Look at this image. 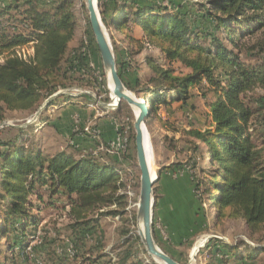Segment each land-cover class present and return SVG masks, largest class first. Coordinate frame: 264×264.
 <instances>
[{
  "label": "trees",
  "instance_id": "obj_1",
  "mask_svg": "<svg viewBox=\"0 0 264 264\" xmlns=\"http://www.w3.org/2000/svg\"><path fill=\"white\" fill-rule=\"evenodd\" d=\"M143 1L99 0L104 24L126 35L131 44H138V51L155 46L166 60L178 61L190 72L179 75L154 56H145L152 74L144 86L139 76L125 78L133 69L130 61L134 57L126 52L127 58L117 59L119 74L129 89L144 93L149 116L155 115L161 123L165 122L158 115L160 106L186 102L191 87H210L214 93L209 102L213 126L191 132L204 144L210 159V168L203 169L209 176L197 180L195 190L203 187L209 205L215 208L216 220L243 218L252 232L263 231L264 138L256 139L257 128L255 132L250 129L257 120H264V95H254L257 89L264 90V59L259 56L264 52V0H208L199 4L210 29L192 21L191 12H184L182 4L171 11ZM72 5L73 0H0V122L5 120V111H34L59 88L67 87L68 80L82 81L84 74L93 70L88 44L82 43L67 56L77 30ZM88 24L92 44L98 48L89 20ZM135 27L142 29L141 39L130 34ZM30 44L34 47L32 56L24 58L17 53ZM67 98L73 101L72 96ZM125 105L122 101L120 107ZM17 131L13 137L2 138L0 130V264H39L43 246L30 243L39 230L41 218L36 210L43 202V188L67 197L73 219L70 237L78 254L86 239L98 233L99 219L90 214L111 205H125L122 189L127 184L119 164L132 159L133 124H129L127 151L112 155L106 162L76 144H71L72 151L54 154L38 146L25 147L20 143L25 131ZM118 213L110 210L102 215ZM154 236L162 246L156 230ZM219 242L214 245L222 257L227 252L245 260L259 253L257 248L248 247L244 254L238 246ZM97 243L96 248L102 250L103 236ZM130 256L127 249L123 262ZM102 257L99 254L90 263H102ZM207 264L225 262L215 258Z\"/></svg>",
  "mask_w": 264,
  "mask_h": 264
},
{
  "label": "rangeland",
  "instance_id": "obj_2",
  "mask_svg": "<svg viewBox=\"0 0 264 264\" xmlns=\"http://www.w3.org/2000/svg\"><path fill=\"white\" fill-rule=\"evenodd\" d=\"M207 2L208 0L143 1L146 4L166 6L171 11L178 10L179 5L182 4L181 6L185 7L184 12H191L189 18L192 21L197 20L198 23L210 29L207 19L202 18L203 11L198 9L199 4H207ZM72 6L76 15L77 30L74 39L70 42L67 56L82 43L88 44L85 50L89 53L93 70L84 74L82 81H78L77 78L68 80L67 87L59 88L34 111H5V120L0 122V130L3 131L1 137H13L17 134L18 128H23L25 132L20 143L25 147L38 146L41 151L54 154L62 150L72 151L71 144H76L77 147H83L86 153L102 157V160L106 162L112 159V154L103 149V145L113 139L104 136V128L96 121L97 110L102 115L113 113L111 117L114 116L119 123H125L127 126L134 125L135 112L127 103L126 107H120L122 101L118 105L116 103L113 105L112 93L108 88L107 74L104 71L99 50L92 44L89 35V13L86 0H73ZM106 30L116 60L127 58L126 52H129L130 58L134 56L130 61L133 69L125 74V78L134 79L139 76L142 85L148 86V79L152 73L147 67L145 56H154L159 63L174 68L179 75L190 72L180 62L166 60L159 48L149 45L140 52L138 44H131L126 35L107 26ZM130 34L137 39L143 37L140 27H135L132 32L130 30ZM252 42H256V39ZM33 52L32 44L17 50V53L24 58L32 56ZM131 52H133L132 55ZM259 56L264 59V52ZM243 58L246 61L249 60L245 54ZM2 61L1 57L0 62ZM130 91L137 97L145 98L144 93H137L131 89ZM56 93L59 95L54 96ZM259 94L264 95V90L257 89L254 95ZM67 96H72L75 100L84 96V99H80L79 102L88 107H94L93 113L90 111L84 120L78 113L73 114L75 122L70 128L71 131L63 129L61 124L57 127L48 123V120L55 119L51 117L52 115L55 116L59 109L72 101ZM213 99L214 93L208 85L191 87V95L186 102L173 101L169 106L159 107L158 115L165 123H161L155 115L147 117L146 125L153 147L155 171L159 177L155 183L154 231L156 230L162 246L159 242L157 243L182 264H207L211 261L215 262V258L225 264H264V230L252 232L243 218L216 220L215 208L209 205L203 187L195 190L197 180L201 181L209 176L204 173L203 169L210 168L208 167L210 159L206 157L204 144L197 141L191 132L193 130L203 131L213 126L209 107V102ZM53 100L55 101L51 104ZM45 119L48 120L44 121ZM255 130L256 139L264 138L263 119L257 120L255 127L250 129L251 132ZM76 131L81 134L76 135ZM128 136H130L129 132ZM131 153L132 159L122 160L119 164L120 168L125 171L123 176L127 184L122 189L126 195L125 205H111L90 214L89 217L99 219L98 233L86 239L85 246L81 250L78 249V254L70 237L72 230L69 226L73 219L69 215L70 205L67 197L61 194H51L45 188L41 189L44 192L43 202H40V209L36 210L41 218L39 230L35 241L30 243L31 246H43L39 264H96L90 261L99 254L103 255L102 263L97 264H159L146 251L141 240H136L139 236L137 210L140 196V169L135 145ZM34 200L36 201V198ZM52 202L56 204L53 205ZM110 210H116L119 213L102 215L103 212ZM124 231L128 233H123ZM102 236L104 247L98 250L96 248L98 238ZM126 238L130 239L127 243L124 242ZM216 240L231 246H238L240 252L244 254L248 253L250 247L257 248L259 253L256 258H245V260H237V257L229 256L227 252L222 257V254H216L217 244L214 245ZM220 242L218 244H222ZM196 246L198 249L193 254V248ZM127 249L131 251V256L123 262ZM29 264L38 263L31 261Z\"/></svg>",
  "mask_w": 264,
  "mask_h": 264
},
{
  "label": "water",
  "instance_id": "obj_3",
  "mask_svg": "<svg viewBox=\"0 0 264 264\" xmlns=\"http://www.w3.org/2000/svg\"><path fill=\"white\" fill-rule=\"evenodd\" d=\"M86 6L89 13L91 30L101 56L104 71L107 77H111L113 94L118 99L117 105L121 101H125L135 112L133 125L135 130L134 140L140 169V196L137 210L140 240L146 251L159 264H182L165 252L158 245L154 236L155 183L159 177L156 171L153 176L150 165V157L152 155L154 160V155L151 138L146 125L147 117L150 115L148 102L145 98L137 97L130 91L119 74L116 55L99 9V0H86ZM57 95L59 93H56L54 96ZM147 145L150 146V150Z\"/></svg>",
  "mask_w": 264,
  "mask_h": 264
},
{
  "label": "crops",
  "instance_id": "obj_4",
  "mask_svg": "<svg viewBox=\"0 0 264 264\" xmlns=\"http://www.w3.org/2000/svg\"><path fill=\"white\" fill-rule=\"evenodd\" d=\"M82 97H78L77 100L73 99L67 106L64 108H61L58 110L57 114L55 116H51L52 118L55 117L54 120H48L47 122L51 124H54V126H57L59 124L62 125L63 129L66 131H71L70 128L74 124V118L73 114L78 113V115L84 120L90 113V111H94V107H88L86 105H83V103L79 102ZM97 110V109H96ZM99 111V110H97ZM101 112H98L97 115V122L100 123V126L104 128V136L108 139H114L116 136V129L114 124V118L111 117V114H99ZM103 113V112H102ZM50 119V118H49ZM82 120V121H83ZM47 125V124H46ZM89 142V141H88Z\"/></svg>",
  "mask_w": 264,
  "mask_h": 264
},
{
  "label": "built area",
  "instance_id": "obj_5",
  "mask_svg": "<svg viewBox=\"0 0 264 264\" xmlns=\"http://www.w3.org/2000/svg\"><path fill=\"white\" fill-rule=\"evenodd\" d=\"M113 121L115 124L116 136L113 140L103 145V149H105L108 153L112 155H120L121 153L127 151V146L129 142V136H128L129 126H127L125 123H119L116 118H114ZM76 133H77L76 135L81 134L78 133L77 131ZM93 134L94 136H97L96 133Z\"/></svg>",
  "mask_w": 264,
  "mask_h": 264
},
{
  "label": "bare ground",
  "instance_id": "obj_6",
  "mask_svg": "<svg viewBox=\"0 0 264 264\" xmlns=\"http://www.w3.org/2000/svg\"><path fill=\"white\" fill-rule=\"evenodd\" d=\"M107 81H108V88H109V90H111V93H112V99H113V105H116L117 104V102H118V99L114 96V94H113V84H112V81H111V77L109 76V77H107ZM148 102V101H147ZM116 103V104H115ZM148 105H149V103H148ZM148 110H149V106H148ZM136 112H137V110H136ZM148 146V149L150 150L151 148H150V146L149 145H147ZM151 155V154H150ZM150 165H151V168H152V172H153V176L155 175V163H154V160H153V156L151 155V157H150ZM203 238V237H202ZM207 238V237H206ZM206 241V240H205ZM204 245V244H203ZM201 246V245H200ZM197 246L196 247H194L193 248V254L197 251ZM162 264H164V263H162Z\"/></svg>",
  "mask_w": 264,
  "mask_h": 264
}]
</instances>
